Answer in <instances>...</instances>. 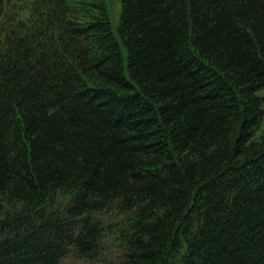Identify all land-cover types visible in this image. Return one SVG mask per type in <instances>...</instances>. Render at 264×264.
Listing matches in <instances>:
<instances>
[{"label":"trees","instance_id":"16d2710c","mask_svg":"<svg viewBox=\"0 0 264 264\" xmlns=\"http://www.w3.org/2000/svg\"><path fill=\"white\" fill-rule=\"evenodd\" d=\"M263 120L264 0H0V264H264Z\"/></svg>","mask_w":264,"mask_h":264},{"label":"rangeland","instance_id":"374dc122","mask_svg":"<svg viewBox=\"0 0 264 264\" xmlns=\"http://www.w3.org/2000/svg\"><path fill=\"white\" fill-rule=\"evenodd\" d=\"M106 4H107L108 13H109L111 28L113 32H115L117 30V26H118L119 19H120V0H106ZM255 135L257 137L260 135H264V120L256 128ZM104 262H99L97 264H105ZM61 264H86V263H84L83 261L77 260L75 257L70 256L64 259L61 262Z\"/></svg>","mask_w":264,"mask_h":264}]
</instances>
